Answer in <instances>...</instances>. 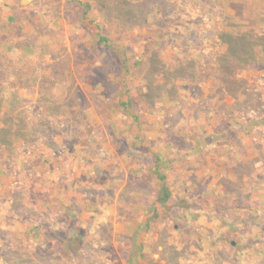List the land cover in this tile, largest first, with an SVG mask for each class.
<instances>
[{"label":"rangeland","instance_id":"1","mask_svg":"<svg viewBox=\"0 0 264 264\" xmlns=\"http://www.w3.org/2000/svg\"><path fill=\"white\" fill-rule=\"evenodd\" d=\"M184 2L0 0V264H264L261 27Z\"/></svg>","mask_w":264,"mask_h":264},{"label":"trees","instance_id":"2","mask_svg":"<svg viewBox=\"0 0 264 264\" xmlns=\"http://www.w3.org/2000/svg\"><path fill=\"white\" fill-rule=\"evenodd\" d=\"M139 1L142 2L143 0H139ZM180 1L184 2L185 0H180ZM227 1H228L227 8L229 9V12L231 10L233 13H235L238 20L247 21L250 19L254 21L253 25L251 26L259 25L261 27V29H259L260 30L259 35H256L250 31L248 32V30H244L242 31L241 34H238V36H236L237 40H233L231 36L226 35V34H222L220 36L221 39H223L224 41H227L223 44H226L229 49L228 51H225L222 53L221 58H223V61L225 62V64H227L226 68L228 72L231 68L233 69L229 72V74H232L233 76L234 72L236 73L240 71L239 68L241 67L244 68L243 65L240 66L238 63H236L237 62L236 60L240 57L239 56L240 54L237 53L238 45L239 47H241L242 53H244V55L242 56L239 62L245 63V58L249 59L250 57H253V53L251 52V50H253L254 48L261 49L262 52L264 51V0H227ZM227 15L229 16V14ZM248 16H251L252 19L249 18ZM97 40L101 45H104V46L108 42V40H106L104 37H101V36H99ZM245 40L248 41V44L246 45L243 44L245 43ZM232 82H233V79H232ZM236 83H237V80H235L234 78V82L230 83L232 85L229 87V89L233 91H227V93H229L230 95L237 94L236 93L237 90L234 89L233 87V85ZM254 96L256 97V95ZM120 107L126 108L127 103H122ZM133 119H137V118L133 117ZM26 136L28 137V139H32V135L30 133L26 134ZM8 150L12 152L14 148L9 146ZM153 158H154V161L152 164L153 166L152 169H154L155 171V175H156V179L158 183V189L155 195V202L162 208L167 204V202L170 199V192H169V189L166 183V176L165 174H163V171L161 170L165 168L164 166L165 163L161 161V158L159 156L154 155ZM145 227L146 225L144 226V228Z\"/></svg>","mask_w":264,"mask_h":264},{"label":"water","instance_id":"3","mask_svg":"<svg viewBox=\"0 0 264 264\" xmlns=\"http://www.w3.org/2000/svg\"><path fill=\"white\" fill-rule=\"evenodd\" d=\"M35 0H20V5L21 6H27L29 4H31L32 2H34Z\"/></svg>","mask_w":264,"mask_h":264}]
</instances>
